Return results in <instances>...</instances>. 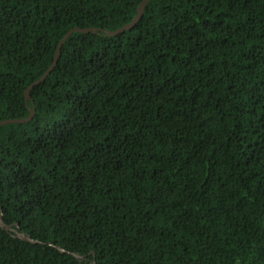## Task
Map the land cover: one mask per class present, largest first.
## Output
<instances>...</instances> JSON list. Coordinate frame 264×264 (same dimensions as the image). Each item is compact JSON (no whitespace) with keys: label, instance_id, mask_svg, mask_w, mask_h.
<instances>
[{"label":"trees","instance_id":"trees-1","mask_svg":"<svg viewBox=\"0 0 264 264\" xmlns=\"http://www.w3.org/2000/svg\"><path fill=\"white\" fill-rule=\"evenodd\" d=\"M0 0V264H264V0ZM60 250L63 251L61 253ZM77 255L82 259H76Z\"/></svg>","mask_w":264,"mask_h":264},{"label":"water","instance_id":"water-1","mask_svg":"<svg viewBox=\"0 0 264 264\" xmlns=\"http://www.w3.org/2000/svg\"><path fill=\"white\" fill-rule=\"evenodd\" d=\"M151 0H143L138 8H137V14L135 15V17L131 20V22L127 25H125L124 27L114 31V32H108V31H104L101 29H96V28H84V29H80V28H74L70 31H68L63 38L59 41L57 47H56V51H55V55L52 61V64L50 65V67L46 70V72L42 75V77L33 82L25 91V100L28 101L30 99L29 97V91H31L34 87L38 86L40 83H42L46 77L51 73V71L55 68V66L57 65L59 56H60V50L61 47L63 46V44L65 43V41L73 34V33H80V34H105L108 37H115L119 34L124 33L125 31L131 30L136 23L141 19L142 15H143V11L145 6L150 2ZM34 115V111L31 109L30 110V115L28 118L26 119H20V120H5V121H1L0 122V127L4 126V125H8V124H23V123H27L29 122ZM0 228L3 229L4 231H6L7 233L12 234L15 238H18L20 240H23L25 242H31L30 238L28 236H25L23 233H20L17 231L18 226L16 225L15 228H11L7 225H5L3 223L1 214H0ZM59 251L61 253H63L62 250L59 249ZM74 258L76 259H82L81 257L77 256V255H72Z\"/></svg>","mask_w":264,"mask_h":264}]
</instances>
